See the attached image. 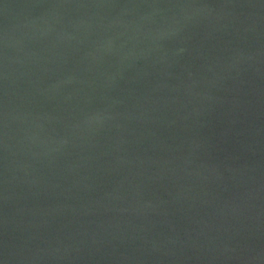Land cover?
I'll use <instances>...</instances> for the list:
<instances>
[{"label": "water", "instance_id": "obj_1", "mask_svg": "<svg viewBox=\"0 0 264 264\" xmlns=\"http://www.w3.org/2000/svg\"><path fill=\"white\" fill-rule=\"evenodd\" d=\"M0 264H264V0H0Z\"/></svg>", "mask_w": 264, "mask_h": 264}]
</instances>
